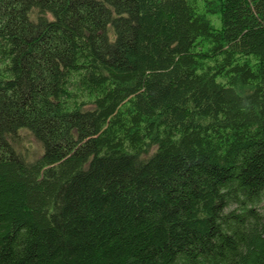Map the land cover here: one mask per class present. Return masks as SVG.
<instances>
[{"label": "trees", "instance_id": "obj_1", "mask_svg": "<svg viewBox=\"0 0 264 264\" xmlns=\"http://www.w3.org/2000/svg\"><path fill=\"white\" fill-rule=\"evenodd\" d=\"M0 264H264V0H0Z\"/></svg>", "mask_w": 264, "mask_h": 264}, {"label": "rangeland", "instance_id": "obj_2", "mask_svg": "<svg viewBox=\"0 0 264 264\" xmlns=\"http://www.w3.org/2000/svg\"><path fill=\"white\" fill-rule=\"evenodd\" d=\"M209 19H210L212 25H213L215 28H217V29L220 28L221 23H220V20H219L217 17H215V16H210ZM36 149H37V148H36Z\"/></svg>", "mask_w": 264, "mask_h": 264}]
</instances>
